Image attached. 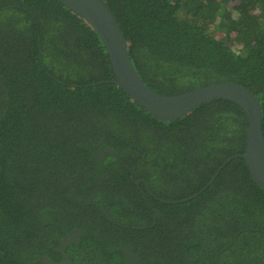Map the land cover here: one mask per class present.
Listing matches in <instances>:
<instances>
[{
  "label": "trees",
  "instance_id": "obj_1",
  "mask_svg": "<svg viewBox=\"0 0 264 264\" xmlns=\"http://www.w3.org/2000/svg\"><path fill=\"white\" fill-rule=\"evenodd\" d=\"M104 1L146 85L241 84L264 130V0ZM114 79L104 42L64 4L0 0V264L60 249L90 264H264L246 112L216 100L163 121Z\"/></svg>",
  "mask_w": 264,
  "mask_h": 264
},
{
  "label": "water",
  "instance_id": "obj_2",
  "mask_svg": "<svg viewBox=\"0 0 264 264\" xmlns=\"http://www.w3.org/2000/svg\"><path fill=\"white\" fill-rule=\"evenodd\" d=\"M58 1L82 17L97 32L111 59L115 75L113 82L154 117L163 121L177 120L198 107L216 100L232 101L238 104L249 119L247 147L241 157L245 159L254 182L264 192L263 112L260 99L255 93L241 84L224 82L180 95H161L146 85L140 77L131 59L129 45L118 20L104 0ZM232 159L234 158H230L221 169ZM220 171L218 170L205 190L214 183ZM205 190L190 199L198 197Z\"/></svg>",
  "mask_w": 264,
  "mask_h": 264
},
{
  "label": "flooded vegetation",
  "instance_id": "obj_3",
  "mask_svg": "<svg viewBox=\"0 0 264 264\" xmlns=\"http://www.w3.org/2000/svg\"><path fill=\"white\" fill-rule=\"evenodd\" d=\"M146 187H147V190L150 191V188H149V186L147 184H146ZM81 234L82 233L80 231L75 232L73 236H69V237H67L66 239L63 240V245L66 247L67 242L73 243L74 239L76 237L80 236ZM59 252L61 254V259L58 262H55L53 260H41V263L42 264H90V261H85V262H80L79 263L78 260L81 257V255L79 253H76L75 255L70 257L69 255L66 254L64 249H60ZM130 258L136 261V259L133 256H131ZM99 264H102V263L99 262Z\"/></svg>",
  "mask_w": 264,
  "mask_h": 264
}]
</instances>
